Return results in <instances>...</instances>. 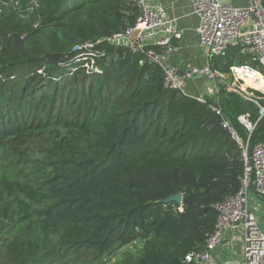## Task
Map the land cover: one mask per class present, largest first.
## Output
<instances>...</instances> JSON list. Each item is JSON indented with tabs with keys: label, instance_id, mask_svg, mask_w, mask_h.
<instances>
[{
	"label": "trees",
	"instance_id": "obj_1",
	"mask_svg": "<svg viewBox=\"0 0 264 264\" xmlns=\"http://www.w3.org/2000/svg\"><path fill=\"white\" fill-rule=\"evenodd\" d=\"M134 2L0 0V264H193L214 204L239 190L221 121L246 140L247 115L256 143L264 116L224 84L217 114L104 40L134 24ZM247 60L235 43L209 64L227 75ZM175 193L181 203L161 201Z\"/></svg>",
	"mask_w": 264,
	"mask_h": 264
},
{
	"label": "built area",
	"instance_id": "obj_2",
	"mask_svg": "<svg viewBox=\"0 0 264 264\" xmlns=\"http://www.w3.org/2000/svg\"><path fill=\"white\" fill-rule=\"evenodd\" d=\"M134 4L137 8L134 24L104 40L140 51L143 58L162 69L167 88L186 94V82L194 76H204L214 83L206 87L205 93L194 95L197 100L205 102L206 96L217 95L218 84H224L225 89L256 104L259 118L264 116V104H260L264 100V0H249L245 6H235L225 0H192V12L198 19V46L204 51L206 63L181 71L169 63V56L179 48L181 32L178 18L170 16L167 8L158 2L135 0ZM11 6L18 8L19 4L11 2ZM93 43L85 46L91 47ZM235 43L241 44L248 60L232 64L227 75L212 70L209 59L222 56L228 46ZM83 66L92 68V63L86 62ZM211 107L220 114L219 107ZM238 121L248 131L246 140L238 137L228 121L223 119L221 125L229 130L240 148L243 162L240 188L236 194L214 204L217 211L215 227L202 250L185 256L187 263L209 264L225 232L241 229V258L237 264H264V232L248 205L250 189L256 196L264 198V138L251 143L250 134L255 123H251L244 114L238 116Z\"/></svg>",
	"mask_w": 264,
	"mask_h": 264
},
{
	"label": "crops",
	"instance_id": "obj_3",
	"mask_svg": "<svg viewBox=\"0 0 264 264\" xmlns=\"http://www.w3.org/2000/svg\"><path fill=\"white\" fill-rule=\"evenodd\" d=\"M165 6L170 16L178 18L181 38L178 50L169 56V63L180 71L190 66L206 63L204 51L198 46L197 16L192 12V0H151ZM235 6H245L249 0H225ZM203 82V83H202ZM213 82L204 76H194L186 82V91L194 95L205 93ZM248 205L259 227L264 232V198L256 196L252 189L248 192ZM242 231H226L220 244L215 248L209 264H237L241 258Z\"/></svg>",
	"mask_w": 264,
	"mask_h": 264
},
{
	"label": "water",
	"instance_id": "obj_4",
	"mask_svg": "<svg viewBox=\"0 0 264 264\" xmlns=\"http://www.w3.org/2000/svg\"><path fill=\"white\" fill-rule=\"evenodd\" d=\"M206 102H208L211 106L218 108V104L212 101L211 98L205 97ZM163 203H170V202H175V203H181V194L180 193H175L171 196H168L164 199L161 200Z\"/></svg>",
	"mask_w": 264,
	"mask_h": 264
},
{
	"label": "rangeland",
	"instance_id": "obj_5",
	"mask_svg": "<svg viewBox=\"0 0 264 264\" xmlns=\"http://www.w3.org/2000/svg\"><path fill=\"white\" fill-rule=\"evenodd\" d=\"M211 82H213L214 83V80L212 81V80H210ZM222 82H224V80L222 81ZM203 83V82H202ZM217 82H215V84H216Z\"/></svg>",
	"mask_w": 264,
	"mask_h": 264
}]
</instances>
